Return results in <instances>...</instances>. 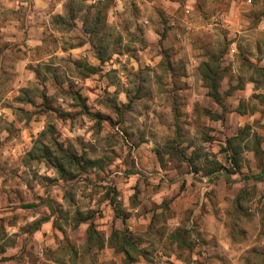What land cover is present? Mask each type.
I'll use <instances>...</instances> for the list:
<instances>
[{"label": "clouds", "instance_id": "clouds-1", "mask_svg": "<svg viewBox=\"0 0 264 264\" xmlns=\"http://www.w3.org/2000/svg\"><path fill=\"white\" fill-rule=\"evenodd\" d=\"M258 70L264 0H0V264H264Z\"/></svg>", "mask_w": 264, "mask_h": 264}, {"label": "rangeland", "instance_id": "rangeland-1", "mask_svg": "<svg viewBox=\"0 0 264 264\" xmlns=\"http://www.w3.org/2000/svg\"><path fill=\"white\" fill-rule=\"evenodd\" d=\"M220 59H221V58H219V57H215V56H213V57H211V62H210V64H211L212 67L216 70V73H217V79H219V84H220V86H221V82H222L223 78H224L225 76H227L228 73H229V68H221V67H220ZM229 67H230V66H229ZM169 70H170V69H169ZM203 71H204V69H203ZM258 72H259V74H260L261 76H264V71H260V70H258ZM206 84H207V83H206ZM207 85H208V84H207ZM228 94H230V92H229V93H226V95H228ZM220 101H221V97H220ZM213 106H222V101L220 102V104H218V103H216V102L210 97V104H209V106H208L207 108L204 109V114H205L206 116L211 117L212 119H218L219 117L213 114ZM225 110H226V109H225ZM197 111H200V108H199V107L197 108ZM49 179H51V178H49ZM194 186H195V185H193V187H194ZM182 187H183V186H182ZM6 192H7L6 189H0V195H4V194H6ZM9 203H11V200H9ZM23 206H24L25 208H28V207H31V206H34V207H35V205H33V204H24Z\"/></svg>", "mask_w": 264, "mask_h": 264}, {"label": "trees", "instance_id": "trees-1", "mask_svg": "<svg viewBox=\"0 0 264 264\" xmlns=\"http://www.w3.org/2000/svg\"><path fill=\"white\" fill-rule=\"evenodd\" d=\"M203 74L205 77V81L210 87L211 91L209 92V97H211L216 103L220 104V84L219 79H217V73L216 70L212 67L210 63H206L203 66ZM34 207V206H31Z\"/></svg>", "mask_w": 264, "mask_h": 264}]
</instances>
